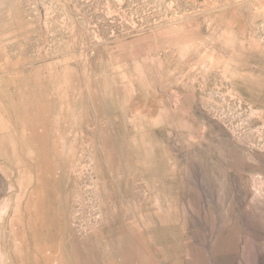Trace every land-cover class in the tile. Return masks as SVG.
Returning a JSON list of instances; mask_svg holds the SVG:
<instances>
[{
	"label": "rangeland",
	"instance_id": "rangeland-1",
	"mask_svg": "<svg viewBox=\"0 0 264 264\" xmlns=\"http://www.w3.org/2000/svg\"><path fill=\"white\" fill-rule=\"evenodd\" d=\"M0 264H264V0H0Z\"/></svg>",
	"mask_w": 264,
	"mask_h": 264
}]
</instances>
